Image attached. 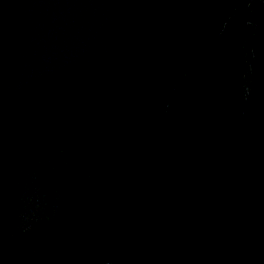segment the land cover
Segmentation results:
<instances>
[{
  "label": "water",
  "instance_id": "obj_1",
  "mask_svg": "<svg viewBox=\"0 0 264 264\" xmlns=\"http://www.w3.org/2000/svg\"><path fill=\"white\" fill-rule=\"evenodd\" d=\"M0 264H264V0H0Z\"/></svg>",
  "mask_w": 264,
  "mask_h": 264
}]
</instances>
